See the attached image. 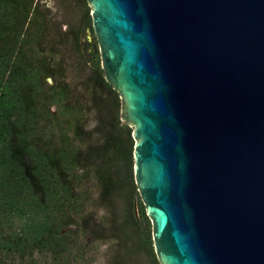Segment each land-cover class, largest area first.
<instances>
[{"label": "water", "instance_id": "obj_1", "mask_svg": "<svg viewBox=\"0 0 264 264\" xmlns=\"http://www.w3.org/2000/svg\"><path fill=\"white\" fill-rule=\"evenodd\" d=\"M158 264H264V0H86Z\"/></svg>", "mask_w": 264, "mask_h": 264}, {"label": "trees", "instance_id": "obj_2", "mask_svg": "<svg viewBox=\"0 0 264 264\" xmlns=\"http://www.w3.org/2000/svg\"><path fill=\"white\" fill-rule=\"evenodd\" d=\"M13 1L0 0V24L19 36L24 19ZM16 48L22 47L12 36L0 47V264H92L85 250L87 240L77 243L73 233H60V228L71 223L83 235L87 233L86 219L91 214L86 211L93 200L89 179L95 180L101 207L112 211L113 200H123V242L132 241L155 259L151 225L141 203L135 213L138 194L132 176V130L119 120L118 95L109 88L110 100H95L100 113L96 131L104 134L100 148L85 146L78 133L48 150L34 147L28 138L30 131L44 128L33 107L41 100H27L30 89L24 84L34 82L35 92L40 76L20 58L13 65L5 61ZM97 69L100 73L99 63ZM80 112V105L72 104L63 125L48 121L45 128L80 129ZM50 139L46 137L47 144Z\"/></svg>", "mask_w": 264, "mask_h": 264}, {"label": "flooded vegetation", "instance_id": "obj_3", "mask_svg": "<svg viewBox=\"0 0 264 264\" xmlns=\"http://www.w3.org/2000/svg\"><path fill=\"white\" fill-rule=\"evenodd\" d=\"M54 1L56 4L53 8L40 5L43 0L13 1V5L20 6L18 12L24 19L23 29L19 36L17 33L12 35L9 28L0 24V32H5L4 34L0 33V47H3L4 41L12 36L14 41L18 42V46L22 48L9 51L11 59L5 61L13 65L12 63L20 58L33 70H36L40 76V88L37 91L34 92L33 90L34 82L28 81L24 84V87L30 89L28 91L30 96L27 100H41L33 107L39 111L37 114L39 124L44 126L42 129L29 132L30 138L28 140L31 145L37 148L44 147L48 150L50 145L54 147L63 145L67 141V137H72L78 133L85 142V146L97 149L104 143L102 132L99 135L101 138H98L97 141L94 135L85 130L81 124L80 129L72 128L62 131L60 129L49 131L45 128L48 121L56 126L64 124V121L70 117L66 115L68 108L73 104L70 100H91L93 109L97 112L99 109L95 100H110L113 97L112 93L109 92V88H112L103 78L98 44L92 30L90 11L86 0ZM63 48H67L69 54L63 51ZM97 63H99L100 73L97 69ZM71 71L72 74H69ZM83 78L86 79L84 82ZM33 93L36 94L37 98L32 97ZM52 100L59 102L54 103ZM82 107L84 108L83 105H80V114L85 111ZM46 137L51 138L50 144H47ZM135 213L137 214L136 210ZM136 217L139 219L138 215ZM107 222L110 223L109 220ZM87 225V230L89 232L92 230L94 240H102L106 234L112 231L111 226L108 228L106 224H101L99 221L94 224L88 222ZM88 231L83 235L74 223L60 228L62 235L73 233V240L77 243H81V237L90 243L87 239ZM89 245L85 248L88 257ZM142 252L145 253L144 250ZM152 259L155 264H158L156 257ZM114 260H116V256H114Z\"/></svg>", "mask_w": 264, "mask_h": 264}, {"label": "rangeland", "instance_id": "obj_4", "mask_svg": "<svg viewBox=\"0 0 264 264\" xmlns=\"http://www.w3.org/2000/svg\"><path fill=\"white\" fill-rule=\"evenodd\" d=\"M55 4L56 2L54 0H43V2L40 3L42 6L47 5L51 8H53ZM55 16L57 17V15ZM63 51L67 52L68 49L63 48ZM68 59H70L69 56ZM70 63H73V61H70ZM69 74H72V71ZM85 80L86 79L83 78V82ZM70 102L84 106V108H82L83 110L85 109V111H82V114L78 116V123H80L85 130L90 131L98 141V138H101V136H99L100 132L95 131V129L100 126L99 110L96 112L93 109L91 100H70ZM74 123L75 122L73 121V124ZM87 185L90 186L93 191L92 204L86 211V214H91L87 216L89 220L88 222L94 224L99 221L101 224H106V227L108 228L112 227V231L106 234L102 240H94L92 237V230H90V232L88 231L87 239L90 241L89 258L92 260V264H155L152 257L137 248L135 243L130 240L123 242L124 229L122 228V225L124 224L123 211L125 208L123 200L115 198L113 200V210H107L105 207H101L98 203V188L95 186V180L89 179ZM134 204L135 210L137 212L140 211L138 208L140 205L139 196L138 199L134 201ZM108 220L110 223L107 222ZM81 238L84 240L83 237ZM114 256H116V260H114Z\"/></svg>", "mask_w": 264, "mask_h": 264}]
</instances>
